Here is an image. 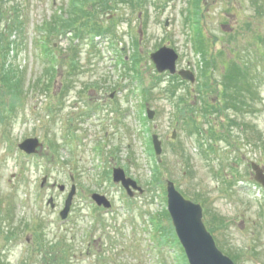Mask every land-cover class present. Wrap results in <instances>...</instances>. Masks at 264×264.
I'll use <instances>...</instances> for the list:
<instances>
[{"label":"rangeland","instance_id":"374dc122","mask_svg":"<svg viewBox=\"0 0 264 264\" xmlns=\"http://www.w3.org/2000/svg\"><path fill=\"white\" fill-rule=\"evenodd\" d=\"M73 1L0 0V33L11 42L6 69L21 77L17 99L0 67V264H189L168 212V180L203 205L205 224L236 264H264V190L249 180L250 163L263 153L264 0H92L83 4L89 17L72 19L85 30L80 38H46L49 24L71 18ZM94 25L108 29L91 32ZM163 45L179 53L178 68L193 70L196 83L157 71L150 54ZM237 65L250 74L244 97L256 114L220 103ZM206 100L215 111L205 110ZM31 137L42 146L28 156L18 146ZM114 167L143 191L128 194L113 180ZM94 192L112 207L98 206Z\"/></svg>","mask_w":264,"mask_h":264},{"label":"water","instance_id":"95a60500","mask_svg":"<svg viewBox=\"0 0 264 264\" xmlns=\"http://www.w3.org/2000/svg\"><path fill=\"white\" fill-rule=\"evenodd\" d=\"M168 24V22H167ZM151 57L156 64L159 72L169 70L171 73L177 72V59L178 53L175 49L169 46H163L157 51L151 54ZM178 73L187 80L195 82L196 76L193 71L189 69H181ZM155 111L148 108V115L152 118ZM176 137V131L173 132V138ZM154 148L157 154L162 153V142L159 140L157 134L153 135ZM42 146L39 138L31 137L27 138L19 144V148L28 154H33L38 151V148ZM254 169L258 171L257 165H254ZM113 177L115 182H121L127 189L130 195H133V189L143 191L138 185L137 181L131 177H127L123 168H115ZM257 179L264 181L257 176ZM47 177L43 178V183L46 182ZM61 190L65 189V185H59ZM76 193L75 185L66 200L64 210L61 212V216L66 218L70 211L73 197ZM168 193V210L170 212L173 224L176 232L185 248L188 260L190 264H236L234 260L228 255L224 254L216 244L215 238L211 232L207 229L203 221V207L200 203H196L184 197V195L177 189L175 183L171 180L167 183ZM93 199L99 204L106 207L111 206L109 199L100 193H94ZM49 203L54 206L53 198L49 199Z\"/></svg>","mask_w":264,"mask_h":264},{"label":"trees","instance_id":"16d2710c","mask_svg":"<svg viewBox=\"0 0 264 264\" xmlns=\"http://www.w3.org/2000/svg\"><path fill=\"white\" fill-rule=\"evenodd\" d=\"M87 1H92V0H74L73 3L75 5H73L74 6L73 7V11H71V16H70L71 18H69V19H67L66 17L59 18L56 22L49 24L50 28L49 27L47 28V30H48L47 33L48 34H47L46 38L47 37L50 38L51 36L55 35L56 32H58L59 34H68V33H71V30L73 28H75V27L79 31L77 34H75V36L82 35V33L85 32V30L82 31V29H81L82 26L79 29V27L76 26V20H75V22H73L72 19L79 18L80 16H82V17H89L88 13L87 12H84L85 11L84 8L80 7V9H79V7H76V4L77 3L80 2V3L84 4ZM93 1H95V0H93ZM259 9L262 11L261 7ZM75 10L78 11L79 14H77V12H75ZM87 27H90V26H87ZM106 29H108V28H106V26H102V25H100V26L94 25L93 28L90 27V31L91 32H93L95 30L96 33H99V34L103 33L104 30H106ZM198 37L196 38L197 39L196 40V44H197L196 47H197L198 51H201L204 54V57L206 58L207 49H206L205 42L202 39V37H200V36H198ZM10 43H11L10 41H9V43H7V40L5 39V37H3L2 33H0V48H3L4 47V49H5V46H8V48H9V46L11 45ZM8 48H6L5 50H3L2 51V54H0L1 55V58H2V62H0L1 63L0 64V67H1L2 72H3L2 73V75H3L2 76V82L4 83V86L7 88V90H9L10 93H12L13 95H15L16 96L15 98L19 99V96L18 95L20 93L19 84H20V81H21V77L19 76V72H16L15 71L16 69H14V68L11 69V70H9V69L7 70L6 69V66L8 65V60L6 58L5 51L8 50ZM53 48H55V44L52 45V46H48V47L46 46V48H45L46 54H49L50 53V55H51V53L53 52ZM70 49H72V47ZM51 59H52V57H51ZM206 60H207V64L210 65V60H208L207 58H206ZM74 65L75 64H73V66ZM209 68H210V66L208 67V69ZM50 72L53 73V70L51 71L50 68H49V74H50ZM246 72L241 69L240 65L234 66L232 68V70H230V73L236 74V76H235L236 79H238L237 77H238L239 74H243V73H246ZM228 80L229 79H227V81ZM2 111H4V110L0 109V119H2V114H3ZM191 120H193V119H191ZM52 245L55 246L57 244L54 245L52 243ZM43 246H44V244L39 245L38 248H37L38 249L37 251H39L40 248L43 249ZM48 254H50V253H48ZM229 254L231 255V253H229ZM58 255H59L58 257H60L61 260H62V259H64L63 256L65 257V252L61 256H60V254H58ZM52 257L54 258V256H52ZM50 263L56 264V262L53 261V260H49V262H47V264H50ZM21 264H28V262L27 261L23 262V260H22Z\"/></svg>","mask_w":264,"mask_h":264},{"label":"flooded vegetation","instance_id":"af4514ba","mask_svg":"<svg viewBox=\"0 0 264 264\" xmlns=\"http://www.w3.org/2000/svg\"><path fill=\"white\" fill-rule=\"evenodd\" d=\"M206 86V85H205ZM249 85L247 83L246 80H243L242 82H240L238 85L236 84L235 81L231 80L229 82V92H230V96L228 95V98L227 99H223L221 100L220 99V103L222 105H224L225 107H228L229 108H233V107H244V108H248L249 111H247L248 113L246 114H249V113H257L259 111V109H256L257 105L255 103H252L250 100H247L246 97H244V95H247V93H250V89L248 88ZM116 94L117 92L113 91L110 93V97L112 99L116 98ZM236 97H239L240 100L242 101H238ZM221 96H219L218 98H220ZM223 97H225V94L223 95ZM199 108H201L200 106H198ZM197 108V109H199ZM203 108V107H202ZM209 108H216V105L213 104L210 100H206V104H205V110L209 109ZM245 124H250L249 122L248 123H245ZM244 128V127H243ZM259 147L262 149V152L264 153V141L263 143L259 142ZM255 149V148H253ZM261 153V156H260V159H258L257 161H255L259 166L260 168H258V170L260 171V173L258 174V176L264 181V154ZM255 162H251L250 166L252 168V165L253 163ZM250 182L255 184V186L257 188H261L262 190H264V183L262 184L261 182H259L257 180V174L253 171V168L252 170H250Z\"/></svg>","mask_w":264,"mask_h":264}]
</instances>
